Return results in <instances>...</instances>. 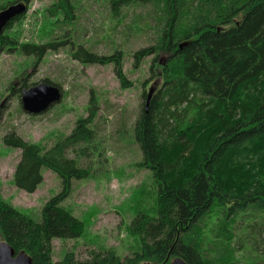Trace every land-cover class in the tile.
<instances>
[{
  "label": "trees",
  "instance_id": "trees-1",
  "mask_svg": "<svg viewBox=\"0 0 264 264\" xmlns=\"http://www.w3.org/2000/svg\"><path fill=\"white\" fill-rule=\"evenodd\" d=\"M151 3L156 42L137 50L134 63L155 54V73L159 54L167 53L159 61L164 88L142 109L133 136L157 184V209L139 213L128 226L138 241L131 256L107 249L80 260L67 251L54 260V238L84 232L62 202L73 179L91 176L78 158L97 147L96 108L91 101L89 115L49 148L9 132L4 143L22 151L13 179L19 189L33 193L44 169L61 179L62 189L44 204L40 221L0 197V240L16 253L25 251L33 264H168L178 257L188 264H233L234 251L245 248L232 245L239 217L253 221L250 251L259 252L264 264V0H113L118 8ZM1 38L2 46L14 45ZM44 49L21 44V52L38 57ZM73 54L83 63L114 64L122 86L130 85L121 50L99 55L79 46ZM212 217L217 221L210 228Z\"/></svg>",
  "mask_w": 264,
  "mask_h": 264
},
{
  "label": "rangeland",
  "instance_id": "rangeland-1",
  "mask_svg": "<svg viewBox=\"0 0 264 264\" xmlns=\"http://www.w3.org/2000/svg\"><path fill=\"white\" fill-rule=\"evenodd\" d=\"M21 2L26 5L23 17L0 34L1 40L14 43L0 44V197L41 220L44 204L62 189L61 179L44 169L43 181L33 193L19 189L13 179L22 151L6 145L3 137L15 131L49 148L89 115L92 101L97 111V147L93 146L92 155L78 158L92 173L89 178L73 179L71 192L62 202L81 219L84 232L73 239L54 238L53 258L60 260L73 251L84 260L107 249L121 257L131 256L138 250V241L128 226L139 213L153 215L157 209V184L151 170L143 167L133 136L142 109L150 106V89L156 95L164 88L159 61L167 59V53L159 54L155 73L151 71L155 54L137 67L134 63L137 50L156 42L153 3L118 8L113 0H66V11L65 0H0V11ZM24 43L44 47L43 55L21 52ZM79 46L99 55L121 50L122 69L130 85L122 86L114 64L83 63L74 57ZM47 80L62 90V99L45 112L29 114L23 108V90ZM69 155L75 157L74 152ZM214 221L212 217L210 228ZM251 222L237 220L232 245L239 248L241 243L245 248L234 251L233 264H262L260 253L250 251Z\"/></svg>",
  "mask_w": 264,
  "mask_h": 264
},
{
  "label": "water",
  "instance_id": "water-1",
  "mask_svg": "<svg viewBox=\"0 0 264 264\" xmlns=\"http://www.w3.org/2000/svg\"><path fill=\"white\" fill-rule=\"evenodd\" d=\"M26 10L24 3H16L0 11V34L6 26ZM150 89L148 101L153 95ZM62 99V90L49 82H42L36 86L24 89L22 93L23 108L29 114H40ZM0 264H33L32 257L25 251L16 253L7 242L0 240ZM168 264H188L183 258H176Z\"/></svg>",
  "mask_w": 264,
  "mask_h": 264
}]
</instances>
